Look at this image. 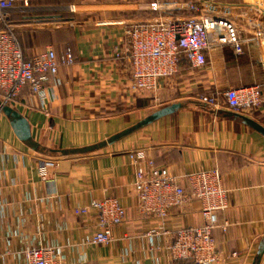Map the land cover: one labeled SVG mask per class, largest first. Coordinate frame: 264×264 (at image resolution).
I'll use <instances>...</instances> for the list:
<instances>
[{"label": "crops", "instance_id": "obj_1", "mask_svg": "<svg viewBox=\"0 0 264 264\" xmlns=\"http://www.w3.org/2000/svg\"><path fill=\"white\" fill-rule=\"evenodd\" d=\"M218 1L232 8L236 20L246 21L242 0ZM30 2L39 6L76 3L89 7L75 12L69 20L18 19L16 24L18 32H33V42L23 45L27 56L48 45L59 53H64L66 47L74 51V64H61L58 78L47 82L50 101L46 109L29 89L11 104L27 117L34 138L46 148L93 145L161 107L175 102H201L199 97L231 87L260 84L264 96V28L262 36L247 41L242 54L232 46H222L207 53L204 67L184 62L178 74L161 81V102L154 104L150 97L132 96L127 88L131 77L128 29L137 22L155 20L151 12L158 8L153 6L157 3ZM185 5L183 8L191 9L199 3ZM258 32L252 28L242 34L249 37ZM116 47L121 49V57L115 55ZM115 108L121 111L111 115L103 112ZM219 109L232 111L225 106ZM245 115L264 125V102ZM138 148L148 150L157 165L167 166L177 175L210 168L221 171L229 205L218 212V217L229 221L230 226L226 231L215 229L218 249L225 259L223 264H252L264 236V133L242 119L199 107L162 117L95 152L64 156L29 148L0 110V264H22L20 253L37 245L54 247L64 264L170 263L165 246L179 228L203 222L200 202L196 199L188 211L172 208L163 224L168 232H162L161 221L143 215L136 206L135 166L129 152ZM49 157L57 159V166L45 180L38 161ZM105 197H116L127 210V218L115 226L111 245L85 244L83 240L98 230L99 212L93 208L81 212V207ZM149 230L160 232L151 238ZM155 246L162 249H153ZM233 252L238 256H232Z\"/></svg>", "mask_w": 264, "mask_h": 264}, {"label": "built area", "instance_id": "obj_2", "mask_svg": "<svg viewBox=\"0 0 264 264\" xmlns=\"http://www.w3.org/2000/svg\"><path fill=\"white\" fill-rule=\"evenodd\" d=\"M246 15L244 23L236 20L232 8L218 0L206 1L205 9L189 16L158 17L151 21H140L129 29L128 55L131 77L128 90L132 96L150 97L154 104L161 102L163 79L178 74L184 62L194 67L206 65L207 53L222 46H232L235 52H245L246 43L262 36L264 28V0H242ZM202 3H199V5ZM82 4L59 5V7L34 5L30 0H0V99L7 104L17 101L24 89L39 101L42 109L48 107L50 90L48 81L57 79L61 64L73 65L71 50L60 53L53 45L27 59L20 37L16 31L15 19L21 16L26 21L46 17L45 13H75L85 10ZM47 11V12H45ZM38 13V14H37ZM42 13V14H39ZM32 20V19H31ZM30 21V20H29ZM256 28L258 34L246 37L243 30ZM243 29V30H242ZM242 30V31H241ZM117 57L121 49L115 48ZM59 83V81L57 80ZM201 103L215 108L226 107L237 113H253L264 102L261 85L227 88L222 93L203 95ZM130 162L135 166L133 191L137 196V209L153 216L162 225L172 208L191 209L197 199L200 202L203 222L185 226L172 233L171 242L165 249L170 254V263L181 264H223L225 259L218 249L214 231L228 230L229 221H220L218 212L229 205V191L224 186V177L218 168L198 170L190 173L174 174L167 166H159L145 148L129 152ZM57 159L49 157L38 161L40 174L47 179ZM93 208L98 214V230L87 236L85 244L111 245L114 241L115 226L127 218V210L116 197H105L91 201L81 212ZM164 233V225L160 228ZM158 230H149L153 238ZM153 249H162L155 246ZM164 251V248H163ZM232 256H238L233 252ZM22 264H64L54 247L37 245L20 253Z\"/></svg>", "mask_w": 264, "mask_h": 264}, {"label": "water", "instance_id": "obj_3", "mask_svg": "<svg viewBox=\"0 0 264 264\" xmlns=\"http://www.w3.org/2000/svg\"><path fill=\"white\" fill-rule=\"evenodd\" d=\"M192 107H197V108L199 107L200 109L204 111H211L215 114L225 113V115L226 114L232 115L234 117L242 119L244 123H246L247 125H250L258 129L260 132L264 133V125L260 124L258 121L256 122L254 119H252L251 117L243 113H237V112L229 111V110H221L219 108H215L210 105L207 106L206 104L201 103V102H193L191 104L184 103V102H175L174 104L159 108V110H156L153 113L143 117L142 120L138 121L134 125L129 126L125 130L115 133L110 138L97 142L96 144L80 146V147H75V148H63V149L46 148L34 138L33 133L31 132V126H30V123L27 117L23 116V114L19 110H17L14 106L7 104L0 99V110L3 111L7 117H9L13 130L15 131V133H17L18 137L29 148H33L34 150L40 151L43 153H47L48 151H50V152L57 153L61 156L80 155V154H88L91 152H95L96 150L107 147V145H112V143L120 140L123 137L128 136V134L130 133L140 130L141 128H143L144 126L148 124H151L157 120H160V118L162 117L172 115V114H175L177 111L184 110L187 108H192ZM263 254H264V236L262 237L261 242L258 245L256 256L252 264H261Z\"/></svg>", "mask_w": 264, "mask_h": 264}, {"label": "rangeland", "instance_id": "obj_4", "mask_svg": "<svg viewBox=\"0 0 264 264\" xmlns=\"http://www.w3.org/2000/svg\"><path fill=\"white\" fill-rule=\"evenodd\" d=\"M206 1H210V0H149V2L154 3L156 5L153 6H157L158 8L155 9V11L151 12V15L154 16V19H156V17H166V16H189V15H195L197 13H199V11H194L192 9H186L183 8L184 6H186L185 4L188 2H198V3H202L200 5H198V7H202V9H205V5H206ZM85 9H89V7L85 6ZM24 33L21 35V33ZM19 30L18 35L21 37V41L23 42V45H28L30 43L33 42L31 33L33 35L32 31H22ZM25 37H26V42H25ZM45 38H47V36H45ZM104 114L106 115H111V113H115L116 112V108L114 110H104L103 111Z\"/></svg>", "mask_w": 264, "mask_h": 264}, {"label": "trees", "instance_id": "obj_5", "mask_svg": "<svg viewBox=\"0 0 264 264\" xmlns=\"http://www.w3.org/2000/svg\"><path fill=\"white\" fill-rule=\"evenodd\" d=\"M60 15L59 16H46V17H43L42 20L41 19H36L37 21H54V20H69L72 16H74L75 13H59ZM17 21L18 19H21L22 21H26L25 19H23L21 16H17L15 18ZM31 19L33 20V18L31 17ZM31 19H28V20H31ZM31 20V21H32ZM17 31V30H16ZM17 34H18V31H17ZM19 36V35H18ZM31 36H32V33H31ZM20 37V36H19ZM21 38V37H20ZM21 40V39H20ZM21 44H22V48H23V51H24V46H23V42L21 41ZM44 50V49H43ZM65 50H71L74 54V51L69 48V47H66ZM25 52V51H24ZM60 54V53H59ZM25 55H26V58L29 59L31 58L32 56H27L26 52H25ZM118 111H121L120 109H116V112Z\"/></svg>", "mask_w": 264, "mask_h": 264}]
</instances>
